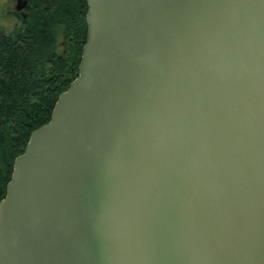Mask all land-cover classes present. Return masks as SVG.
<instances>
[{"label":"water","instance_id":"95a60500","mask_svg":"<svg viewBox=\"0 0 264 264\" xmlns=\"http://www.w3.org/2000/svg\"><path fill=\"white\" fill-rule=\"evenodd\" d=\"M86 3L78 75L0 200V264H264V0Z\"/></svg>","mask_w":264,"mask_h":264},{"label":"trees","instance_id":"16d2710c","mask_svg":"<svg viewBox=\"0 0 264 264\" xmlns=\"http://www.w3.org/2000/svg\"><path fill=\"white\" fill-rule=\"evenodd\" d=\"M26 1L23 15L12 11L19 29H0V200L14 158L78 75L87 37L86 0Z\"/></svg>","mask_w":264,"mask_h":264},{"label":"rangeland","instance_id":"374dc122","mask_svg":"<svg viewBox=\"0 0 264 264\" xmlns=\"http://www.w3.org/2000/svg\"><path fill=\"white\" fill-rule=\"evenodd\" d=\"M15 4V0H0V29H3L5 32L19 29L21 25L20 20L12 14ZM20 14L23 15V12H20ZM60 43L62 42L60 41ZM58 49H63L61 44H59Z\"/></svg>","mask_w":264,"mask_h":264},{"label":"flooded vegetation","instance_id":"af4514ba","mask_svg":"<svg viewBox=\"0 0 264 264\" xmlns=\"http://www.w3.org/2000/svg\"><path fill=\"white\" fill-rule=\"evenodd\" d=\"M20 12H22V10H21V11H19V13H20Z\"/></svg>","mask_w":264,"mask_h":264}]
</instances>
